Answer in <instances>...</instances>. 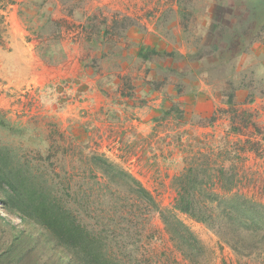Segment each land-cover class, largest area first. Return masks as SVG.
Returning a JSON list of instances; mask_svg holds the SVG:
<instances>
[{
  "label": "rangeland",
  "instance_id": "1",
  "mask_svg": "<svg viewBox=\"0 0 264 264\" xmlns=\"http://www.w3.org/2000/svg\"><path fill=\"white\" fill-rule=\"evenodd\" d=\"M12 11L22 31L14 45ZM0 13L1 177L27 166L59 175L60 187L76 191L78 220L102 230L106 251L122 264H264L263 248L239 256L206 225L176 213L204 248L195 262L185 260L136 185L124 176L110 183L92 159L129 173L165 213L176 196L172 180L192 162L233 175L230 191L228 177L202 188L264 202V0H0ZM140 47L147 59L131 55ZM71 51L92 55L78 75H38L46 66L54 74ZM126 60L135 61L132 79L122 80L129 99L106 77ZM152 84L162 93L140 98L137 90ZM206 98L216 109L196 115ZM212 122L208 134L189 128ZM0 214L21 225L1 205Z\"/></svg>",
  "mask_w": 264,
  "mask_h": 264
},
{
  "label": "trees",
  "instance_id": "2",
  "mask_svg": "<svg viewBox=\"0 0 264 264\" xmlns=\"http://www.w3.org/2000/svg\"><path fill=\"white\" fill-rule=\"evenodd\" d=\"M2 22L4 17L0 13V32ZM148 51L140 47L137 54L147 59ZM45 53L47 57L53 54L50 49ZM181 87L182 84L178 83L175 88L179 90ZM225 95L227 103H231L233 92ZM171 108L175 111L174 107ZM177 112L180 117V111ZM92 159L101 162L97 166L110 183L124 176L136 185L135 192L143 207L159 212L174 248L185 260L195 262L204 248L176 213L206 225L221 243L239 256H250L252 248L264 249V202L238 193L219 195L207 187L202 188L203 183H209V179L216 177L221 181L228 177L230 185H224V189L230 191L233 175L225 173L223 166L207 170L201 169L198 164L193 166L192 162L182 169L172 180L176 196L165 213L159 210L152 194L129 173L101 156L93 155ZM39 161L41 163L42 159ZM45 173L27 166L17 168L14 178H10L9 174L0 175L5 182V188L0 185V205L21 223L17 225L0 214V264H122L115 250L110 253L106 251L108 238L103 236V231L96 234L78 220L75 212L76 191L70 186L60 187L59 175L56 179L54 173ZM128 245L127 242L126 247ZM138 257L136 254L135 263Z\"/></svg>",
  "mask_w": 264,
  "mask_h": 264
},
{
  "label": "crops",
  "instance_id": "3",
  "mask_svg": "<svg viewBox=\"0 0 264 264\" xmlns=\"http://www.w3.org/2000/svg\"><path fill=\"white\" fill-rule=\"evenodd\" d=\"M13 5L14 4H10V7H13ZM17 25H18V23L16 24V18H15L14 11H12V12H10V40H11L10 45H14L17 42V40H19V36H21L20 34H22V31L18 32L19 28ZM82 28H83V26L81 27V29ZM78 32L79 31L72 32V36L77 34ZM139 38H142V40H144L143 36L142 37L139 36ZM142 44H144V43H141V45ZM137 51H138V49H137ZM74 52H76V51H71V53H70L71 55H68L66 57V60L61 65L54 67L52 69L54 71V74H50L51 71L49 69V66H46L45 68L44 67L41 68V71L38 73V75H44V76H46V75H50V76H52V75H78V70L80 69V67L82 69V64L85 66V64L87 63V62H85L87 57H91L92 55H86L83 59H80L78 57L74 58L75 57ZM135 53H137V52H132L131 55L133 56V55H135ZM126 56H129V55L126 54ZM96 62H99V59L98 60L96 59ZM134 62L135 61H133V60H131V61L126 60L122 63V65L120 64V66L117 67V71H115V72L112 71L111 74L106 75V77L112 76V78H111L112 81H110L109 83L113 84L114 88L119 90V92L121 91L122 96L126 97V98H128V96H127L128 91L126 88L124 89V85L122 84V80H124L128 75L132 79L135 72H132V71L130 72V70L133 69V63ZM97 64H99V63H97ZM93 66L95 67V65H93ZM47 69H49V73L46 72ZM94 69L95 68H91V66H89V71H87V74L88 75H94L92 72L89 73L90 71H93ZM76 72H77V74H76ZM131 75H132V77H131ZM149 76H150V78H152L151 77L152 75L148 74V75H146V79L149 78ZM144 84H146V83H142V85H144ZM122 88L124 89L123 91H122ZM138 89H139V87H138ZM158 89L159 88H157V87L153 88L152 86H148V88H146L144 90L139 89L137 91H138L140 98H145L148 94H150L153 91H157L161 94L162 92ZM209 103H211V101L208 98H206V100L202 99L201 102L197 104L198 109L195 112L196 115H201V116L206 115V114L211 115L212 112L216 109L215 108L216 105H213L211 107L209 105ZM140 108H146L145 103L144 104L142 103V105L136 107V109H139V110H140ZM203 113H206V114H203ZM152 120H154V118ZM212 123L208 124V125L207 124L202 125L204 127L190 126L189 128H192L193 133L199 131V134H208L209 132H212V130L215 131L217 129L215 122L213 124ZM202 138H204V136H202ZM215 142H216V140L214 139L212 141V143H215ZM219 144L220 143H218L217 145H219ZM226 150L228 151L231 149H229V147H226ZM245 151H248V150L243 149V152H245ZM239 153H240V156H239ZM241 153L242 152L236 153V160L239 157H241ZM173 158H170V159H173ZM219 166H220V164H219Z\"/></svg>",
  "mask_w": 264,
  "mask_h": 264
}]
</instances>
